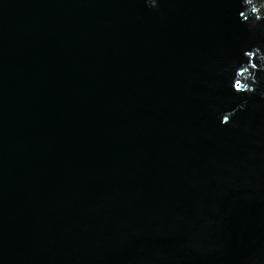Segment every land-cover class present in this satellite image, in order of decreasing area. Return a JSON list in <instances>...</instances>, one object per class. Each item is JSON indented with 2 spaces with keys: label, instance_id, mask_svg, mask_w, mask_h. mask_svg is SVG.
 <instances>
[{
  "label": "water",
  "instance_id": "obj_1",
  "mask_svg": "<svg viewBox=\"0 0 264 264\" xmlns=\"http://www.w3.org/2000/svg\"><path fill=\"white\" fill-rule=\"evenodd\" d=\"M240 10L0 0V264H264V97L221 71L264 48Z\"/></svg>",
  "mask_w": 264,
  "mask_h": 264
},
{
  "label": "clouds",
  "instance_id": "obj_2",
  "mask_svg": "<svg viewBox=\"0 0 264 264\" xmlns=\"http://www.w3.org/2000/svg\"><path fill=\"white\" fill-rule=\"evenodd\" d=\"M151 7L157 6V0H146ZM241 10L239 17L245 23L248 30L264 36V2L262 0H240ZM246 58L238 65L233 62L228 68L221 69L231 73V87L236 93L251 96L258 94L264 97V48L258 44H253L251 48L243 51ZM248 106V101L244 100L236 107L219 113L221 124L231 127H238V122L232 119L237 112L243 111Z\"/></svg>",
  "mask_w": 264,
  "mask_h": 264
}]
</instances>
